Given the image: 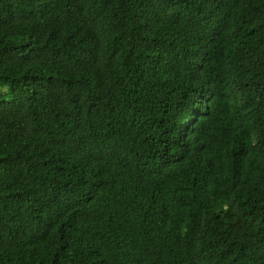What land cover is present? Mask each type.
<instances>
[{
    "label": "trees",
    "instance_id": "1",
    "mask_svg": "<svg viewBox=\"0 0 264 264\" xmlns=\"http://www.w3.org/2000/svg\"><path fill=\"white\" fill-rule=\"evenodd\" d=\"M0 264H264V0H0Z\"/></svg>",
    "mask_w": 264,
    "mask_h": 264
}]
</instances>
